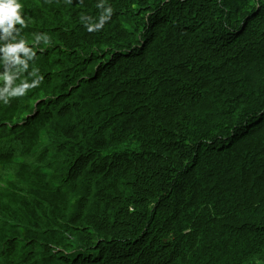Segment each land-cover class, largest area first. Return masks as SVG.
Segmentation results:
<instances>
[{
	"label": "trees",
	"instance_id": "obj_1",
	"mask_svg": "<svg viewBox=\"0 0 264 264\" xmlns=\"http://www.w3.org/2000/svg\"><path fill=\"white\" fill-rule=\"evenodd\" d=\"M20 1L28 27L15 37L37 42L42 77L24 101H0V264H56L55 251L59 264H92L87 250L138 231L144 252L164 249L149 264H264V0H151L149 20L137 0ZM180 11L190 33L175 35ZM173 54L193 69L212 58L226 79L198 77L200 90L179 79L196 109L155 124L127 81L173 69Z\"/></svg>",
	"mask_w": 264,
	"mask_h": 264
},
{
	"label": "rangeland",
	"instance_id": "obj_2",
	"mask_svg": "<svg viewBox=\"0 0 264 264\" xmlns=\"http://www.w3.org/2000/svg\"><path fill=\"white\" fill-rule=\"evenodd\" d=\"M184 60H185V59H184V57H183L182 55H179L178 58H176V61H177V62L184 61ZM167 64H172V61H170V63H167ZM173 68H174V67H173ZM172 70H173L172 68L169 69L170 73L172 72ZM171 86H174V87L178 90V89H180V88L182 87V84H180V81H176V83L173 84V85H171ZM176 97L179 99V98L181 97V94L178 93V94L176 95ZM43 238H44V239H47V233H45V234L43 235Z\"/></svg>",
	"mask_w": 264,
	"mask_h": 264
}]
</instances>
